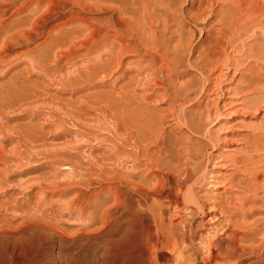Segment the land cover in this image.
Instances as JSON below:
<instances>
[{
    "label": "bare ground",
    "instance_id": "1",
    "mask_svg": "<svg viewBox=\"0 0 264 264\" xmlns=\"http://www.w3.org/2000/svg\"><path fill=\"white\" fill-rule=\"evenodd\" d=\"M58 4L73 9L69 18L55 26L43 25ZM219 4L224 8L221 11ZM9 9L14 10L11 18L3 19ZM107 10L115 18L99 24L82 16ZM262 17L264 0H0V69L19 47H29L43 37L36 48L46 47L39 57L26 62L27 76L21 72L1 83V116L41 101L51 102L47 91L30 76L48 75L50 62L65 63L69 72L61 80L65 86L79 79L103 80L110 69L121 71L125 56L145 54L152 59L148 67L134 71L137 76L131 85L140 82L143 91H137L141 96L136 89L118 91L112 117L113 163L95 171L91 168L92 180L81 184L89 195L83 205H76L72 218L63 217L82 228L72 235L59 230L62 238L93 234L92 227L110 213L101 211L102 203L95 199L108 193L116 214L111 239L115 256L100 264H243L250 258L255 260L251 264H264V219L257 211L264 176L254 161V152L264 150V133L255 134L245 152L229 161L236 171L230 177L226 163L215 154L218 137L207 122L212 116L210 106L218 102V95L211 93L217 86L212 77L226 61L227 47L235 43L234 36L263 23ZM187 20L193 27L184 38L178 32ZM196 31L204 35L207 45L191 56ZM177 34L178 44L173 45ZM99 49L98 60H87ZM256 55L260 69L252 80L264 83V47ZM78 57L82 58L75 63ZM186 67H194L197 77L182 82L180 78L186 75L180 69ZM146 74L150 77L137 79ZM207 93L213 96L204 97ZM98 101L84 104H92L98 113ZM152 101L167 103V110H159ZM260 106L264 107V95L251 109L256 113ZM167 120L174 128L165 127ZM28 126L21 129V137L38 142ZM2 129L0 125V133ZM5 154L1 147L0 166L7 163ZM239 173L244 180L237 179ZM104 184L108 186L91 193L93 187ZM4 189L0 182V193ZM18 204L0 201V242L14 231L20 218L27 228L54 226L57 218L51 214L34 207L26 211ZM92 207L93 212L87 211ZM38 214L42 217L39 223L29 220Z\"/></svg>",
    "mask_w": 264,
    "mask_h": 264
},
{
    "label": "rangeland",
    "instance_id": "2",
    "mask_svg": "<svg viewBox=\"0 0 264 264\" xmlns=\"http://www.w3.org/2000/svg\"><path fill=\"white\" fill-rule=\"evenodd\" d=\"M20 4L21 2H18L16 6ZM221 4L218 5L219 11L224 9ZM13 11V9H9L3 19L11 18ZM72 11L73 9L68 5L58 4L43 25L48 27L65 22ZM82 16L91 19L95 24H99L103 19L115 18L111 10L103 13L87 12ZM261 20L263 23L253 25L247 31L240 32L239 36H234L235 43L226 49V59H224L226 61L221 63L219 71L212 77L217 86L211 93L214 96L218 95L216 96L218 102L215 106H210L212 116L207 121L209 122L208 128L214 136L218 137V149L215 154L220 157L219 160L222 159V164L226 163L227 170L224 169L223 172L227 171L226 175L230 177L236 174V171L233 170L229 161H232L234 156L245 152L255 134L264 133V107L260 106L259 109H261L256 113L251 109L252 104L254 105L255 101L264 95V83L252 80V77L255 76L254 72H258L260 69V61L256 52L264 47V17ZM192 27L193 23L187 20L178 34L188 38L186 33ZM179 35L173 45L178 44ZM204 39V35L196 31V38L192 44L195 50L193 49L194 52L191 56H196V51H200L207 45V41L205 42ZM43 40L44 37L29 47H19L15 50L8 62L9 65L7 63L1 67L3 71L0 72V75L2 77L3 74L2 78L4 79L0 77V85L15 74L24 72V75L27 76L25 70L28 69L29 63L26 62L39 57L44 52L46 47L36 48ZM100 50L90 54L87 60H98L102 53ZM16 53L19 54L15 56ZM141 55L125 56L123 67H121L122 72L110 69L107 77L103 80L96 79V81L85 82L83 79H79L77 82L65 86L61 81L69 73L64 68L65 63L50 62L48 63L50 70L48 75L43 74L42 77L40 75L39 77L31 73L30 76L32 81L47 91L45 92L46 98L49 96L51 102L41 101L10 115L1 116L0 114V125L4 127L0 133V148H3L7 159V163L0 166L2 175L0 182L5 187V193H0V201L19 203L18 205L25 206L26 211H30L34 207L57 218L54 226L38 225L35 228L25 227L23 225L25 220L22 218L17 220V223L14 224L16 225L14 231L7 234V237L5 236L0 242V264H100L103 259L112 260L114 258L115 253L111 250V239L112 224L116 214L115 210L111 209L112 200L108 193H101L95 201L99 200L98 202L102 203L101 211L105 210L104 212L110 213L107 217L105 216L103 222L99 220L92 227L94 233L88 238H85L86 236L78 239L62 238L59 230L72 235L82 228L80 224L78 226L73 221L66 222L63 217L72 218L71 215L76 213L74 212L76 205H83L89 195L81 184L84 180H92L91 170H98L96 168L102 164L112 165L113 163V158L110 156L116 146L115 133L112 135V131L114 132L112 120L115 114L114 102L123 88L127 91L136 89L142 93L143 90L140 89H143V86L138 85L140 82L135 86L131 85L132 80L137 76L134 71L148 67L152 59L150 55ZM80 58L82 57L75 58L73 61L77 63ZM193 68L180 69V73L186 75L180 78V81L195 79L197 72ZM146 77L150 76L146 74L143 77H137V79L142 80L141 78ZM140 92L137 91V94L140 95ZM211 93H207L204 97L213 96ZM95 99H98V103H100L98 113H95L92 104H84ZM150 102V106L155 103L154 106H157L159 110L163 111L168 108V104H164L163 101L157 102V104L154 101L152 104ZM73 105L79 106V108H75ZM25 126L32 129L33 134L39 140L38 142H31L29 139L21 137V129ZM173 126L170 121L165 122V127L174 128ZM46 153L48 158L45 157ZM263 153L264 150L258 153L254 152V161L256 162L255 166L261 169L264 176ZM210 167H213L212 163H210ZM236 177L240 180L245 179L242 174ZM262 180L264 183V177ZM105 186L108 185L104 184L101 188L93 187L91 193L100 192ZM79 188L81 189L80 193L77 191ZM263 191L259 198L260 202L257 204L258 217L262 219H264ZM93 210L92 207L87 211L93 212ZM39 215L29 220L39 223L42 220ZM253 262L255 260L250 258L246 259L243 264Z\"/></svg>",
    "mask_w": 264,
    "mask_h": 264
}]
</instances>
